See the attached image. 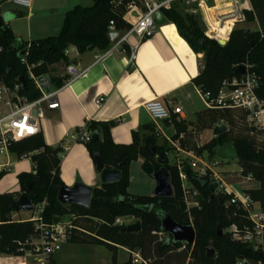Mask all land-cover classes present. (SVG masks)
<instances>
[{"label":"trees","instance_id":"16d2710c","mask_svg":"<svg viewBox=\"0 0 264 264\" xmlns=\"http://www.w3.org/2000/svg\"><path fill=\"white\" fill-rule=\"evenodd\" d=\"M249 2L252 10L244 12L245 23L256 22L258 30L236 28L224 46L205 38L196 18L181 8L164 13L167 23L175 25L191 51L195 55H203L199 73L191 80L200 93H208L215 98L222 81L237 76L236 68L248 64L260 78L258 96L264 100V0ZM110 21L115 22L117 30L122 29L123 23L111 11L108 0H98L88 7L75 6L65 14L58 35L21 42L16 46L13 32L0 17V85L13 87L20 84L19 80L23 78L26 84L20 90V95L28 102L36 100L39 94L28 80L26 66L20 59L24 58L27 65L33 66V76H48L52 66L68 64L64 56L68 48H75L79 54L93 50L106 51L110 47L107 38ZM124 51L129 55V48L124 47ZM22 52L24 54L19 56ZM62 85V80L55 83L57 88ZM170 125L174 129L170 142L197 157L206 154L214 158L219 147L233 143L238 152L241 177H250L258 185L257 189L245 190L244 193L253 203L264 207V130L251 127L244 111L205 108L196 114L194 123L177 121L172 117ZM216 125H224L227 131L203 145L199 144L201 132L213 130ZM115 126L116 122L89 121L82 129L101 136L83 144L92 161L97 154L105 168L115 169L119 166L121 172L118 183L93 189L87 209L61 205L56 198L57 189L64 186L59 173L62 157L66 153L65 141L49 147L44 144L42 136L37 135L11 147L10 153L18 160L23 155H30L33 172L17 176L19 192L0 195V255L20 256L17 252L20 246L29 250L26 241L34 232L33 224L26 220L15 221L12 216L18 212L11 210V204L25 193L34 206L45 203L42 218L46 224H57L66 216L71 218L68 241L72 244L102 246L111 252L123 248L129 253H139L144 259L142 264H146L145 261H149V264H169L170 255L173 254H176L180 264H237L240 259L264 264V253H254L248 245L233 238L235 233L242 236L252 230L253 224L248 214L239 204L231 203V196L221 197L223 205L217 201L218 197L210 200L208 188L200 187L188 166L185 168L187 183L198 193L197 208L187 211L176 162L166 167L173 190L172 198L130 195L131 164L142 160V167L147 166L156 172L160 169L156 163V153L167 154L168 148L164 144L157 145L154 128L149 126L146 130L148 134L141 139L134 135L132 144H114L110 130ZM76 143L81 144L78 140ZM6 174H0V181ZM205 181L210 185L208 179ZM27 183L31 184L29 189L26 188ZM163 215H169L180 225H192L196 234L194 245L174 243L170 236L158 242L157 236L164 234L161 230ZM120 218H132L135 223H140V231L122 233V227L115 226V221ZM232 227L236 232L231 231ZM208 248L214 250V256L207 255ZM112 263L117 264L114 253ZM125 264H131V261Z\"/></svg>","mask_w":264,"mask_h":264},{"label":"crops","instance_id":"0c3cea01","mask_svg":"<svg viewBox=\"0 0 264 264\" xmlns=\"http://www.w3.org/2000/svg\"><path fill=\"white\" fill-rule=\"evenodd\" d=\"M81 4L83 2L80 0H32L30 8L21 9L9 0H0V17L16 39L23 34L30 38L33 28L44 39L58 35L68 11L75 6L88 7ZM247 6L252 10L249 0ZM202 9L210 22L213 10ZM194 17L198 24L199 20L201 24L204 23L205 28L206 19L204 21L200 15ZM253 24L241 23L237 27ZM226 27L230 29L231 23H227ZM256 27L258 29L257 23ZM201 30L204 32L205 29ZM213 32V28H210L209 34L214 35ZM128 44L134 47L129 55L121 49L110 52L111 44L104 52L93 50L78 56L70 53L68 64L52 66L47 76L52 88L58 89L59 107L45 111L40 135L49 147L65 141L66 153L61 160L59 176L67 188H72L76 183L92 189L101 186L99 175L84 145L76 143V137L86 122H116V126L110 130L113 143L130 145L134 135L141 139L148 134V126L154 128L156 141L159 136H163V127L173 129L167 122L152 121L149 118L144 110V105L149 101L158 99L172 108H181L182 114L174 118L185 122H188L187 108L195 106L194 97L206 108L201 94L191 82L199 73L203 55H195L191 51L179 36L175 25L166 23L157 26L153 38L139 43L136 38L130 37ZM71 63L86 70V73L82 78L65 84L66 68ZM60 80L63 85L57 88L55 83ZM98 98H104L100 106L95 104ZM100 137L98 134V139ZM26 159L29 158H10L14 171L0 181V195L19 192L17 176L33 172L31 162H24ZM139 162L142 165V160L136 163ZM255 184L254 189H257L258 185ZM18 217L16 213L12 219L27 220ZM14 261L15 264L21 263L17 259ZM0 264L8 263L0 260Z\"/></svg>","mask_w":264,"mask_h":264},{"label":"built area","instance_id":"2783aa9c","mask_svg":"<svg viewBox=\"0 0 264 264\" xmlns=\"http://www.w3.org/2000/svg\"><path fill=\"white\" fill-rule=\"evenodd\" d=\"M11 4L21 8L28 9L32 0H9ZM94 4L98 0H87ZM248 0H108V5L112 12L117 14L123 23L122 29H116L114 21H110L107 26L109 34L122 33L119 41L111 44V51L129 48L131 52L134 47H130L128 40L130 37L136 38L140 43L154 37L157 29L155 17L157 14L164 16L165 12L174 8H181L185 13L191 16L200 15L205 21L204 10H213V17L210 22L206 19V29L203 32L205 38L216 41H222L225 44L229 40L231 32L237 28V25L245 23V11H251L247 6ZM209 2L212 5L208 6ZM165 18V17H164ZM231 23V28H226L227 23ZM210 28H213L214 35H210ZM263 37V36H262ZM70 53L78 56L75 48H68L64 56L68 57ZM20 62L26 66L28 80L33 85L39 97L28 102L20 95L21 84L7 87L0 85V174L7 173L11 167L10 158L13 156L10 149L13 145L40 135L41 122L46 110H56L59 107L58 89H53L50 79L47 76L35 77L31 73L32 65H27L24 58ZM244 74L227 78L222 81L220 89L215 98L206 94H201L206 109L225 110L240 109L247 114L248 124L256 130H264V100L258 96L260 89V78L252 72V66L246 64ZM86 73L73 63L66 68L67 80L65 84H70L75 80L82 78ZM104 102V98H98L95 101L97 106ZM144 110L152 121H162L171 123L172 117L182 114L181 108H172L159 101L158 99L147 102ZM157 134V133H156ZM91 133L82 131L76 137V141L81 144L90 142ZM181 137V136H180ZM169 143L175 147L179 154L176 160L179 178L184 194V202L189 212L190 208H197L198 202L195 199L198 196L187 183V174L185 172L188 166L196 179H208L209 184L215 185V195L218 198L231 196V203H237L248 214L253 228L250 232L238 235L234 234V240L240 241L254 253H264V207L253 203L244 193L243 189L237 191L233 186L226 184L221 175L216 171L219 164L203 161L202 157H197L193 153H187L178 148L177 144ZM30 155H23L20 159L29 158ZM243 178V177H241ZM248 182H254L250 177L243 178ZM191 200V201H190ZM190 201V202H189ZM45 203L37 206L33 205L32 215L26 221L33 224L34 232L27 239L26 245L29 250L20 246L18 253L20 256H8L19 260L20 264H51L50 257L59 252L62 245L69 240L70 222L64 224H46L43 221L42 213ZM257 207V209H255ZM116 223L122 227L120 220ZM131 224V223H130ZM236 232L235 227L231 228ZM237 264H263L261 262L251 263L245 259L238 260Z\"/></svg>","mask_w":264,"mask_h":264},{"label":"rangeland","instance_id":"374dc122","mask_svg":"<svg viewBox=\"0 0 264 264\" xmlns=\"http://www.w3.org/2000/svg\"><path fill=\"white\" fill-rule=\"evenodd\" d=\"M83 2L84 6H89L91 3L87 0H80ZM208 6L212 5L211 2L207 4ZM200 28L206 29V26L204 28V23L201 24L199 20ZM237 28H244L248 29L250 31H256L258 30L256 27V22L253 25L250 26H238ZM59 34V33H58ZM18 37L15 41V45L18 46L21 42H26L28 40L30 41H36L43 39L44 36H40V34L37 32L36 29H32L31 37L28 38L24 36ZM51 34H48L49 36ZM57 35V34H56ZM46 37V36H45ZM195 106L194 107H188L187 108V119L188 123H194L196 114L202 110H204L203 105L197 100L196 97H194ZM224 126V125H223ZM163 136H159L157 138V145H165L168 148V152L166 154L168 159V164H174L177 159H179V154L176 153L175 147H173L168 140L172 138L174 135V129L172 128H165L163 127ZM168 139L167 141L165 139ZM213 138V131L210 130H204L201 132L199 137V144L203 145L207 143L210 139ZM172 143V142H171ZM203 161L205 162H212L219 164V167L217 168V172L221 175V179L228 185L233 186L237 191L243 190V189H254L256 187L255 182H248L246 183L243 178H241L240 175V167L237 163V161H222L216 156L214 158H209L206 154L202 155ZM24 162H30L29 159H26ZM14 171V167H10L7 171V174L4 176L3 179H6L9 175H11ZM130 177H131V183L128 188V193L133 196H152L153 191L155 188V181L153 178L147 176L143 169L141 163H133L130 168ZM2 179V180H3ZM10 185V184H9ZM198 197V196H197ZM197 197L195 198L197 200ZM191 201V200H190ZM189 201V202H190ZM257 209V207H255ZM19 219H29L30 216L33 214L32 212L25 213L22 211L18 212ZM70 217L66 216L63 217L60 221L64 224H68L70 222ZM16 220V219H14ZM123 224L122 228L127 227L135 221L132 218H120L118 219ZM131 223V224H130ZM115 226L120 227L116 221ZM168 235H158L157 241L161 242L167 239ZM113 253L116 256V263L117 264H125L129 260L131 261V264H142L144 259L142 256L137 252L129 253L128 250L125 251V249L120 248L116 251H109L106 248L102 246H95V245H88V244H72L69 241L62 245L59 252L53 254L50 257L51 264H113L112 263V255ZM170 261L169 264H180L178 262L176 254L170 255ZM0 260L5 261L8 264H15V261L13 258L6 257L3 255H0ZM143 260V261H142ZM146 264H149V261H145Z\"/></svg>","mask_w":264,"mask_h":264},{"label":"water","instance_id":"95a60500","mask_svg":"<svg viewBox=\"0 0 264 264\" xmlns=\"http://www.w3.org/2000/svg\"><path fill=\"white\" fill-rule=\"evenodd\" d=\"M155 23L157 26H162L167 23V20L162 16V14H157L155 17ZM122 37V33H114L109 34L107 36L109 44H114L119 41ZM220 46H224L225 43L220 41L218 42ZM22 52L19 56L23 55ZM236 75L244 74V67H238L235 70ZM21 87H25V80L21 78L19 80ZM213 138H216L222 134H224L227 129L223 125H216L213 128ZM98 138L97 132H94L91 136V140L95 141ZM152 152H155L151 149ZM215 156L222 161H237L238 160V152L235 145L231 142L223 144L215 151ZM93 163L95 166V170L99 175V180L101 185H109L118 183L121 180V172L119 170V166L115 169H107L104 167L99 155L93 156ZM156 163L160 166V169L154 172L151 168L147 166H143L142 169L144 173L153 178L155 181V188L153 191V197L161 198V199H170L173 196V190L169 182V175L167 173L166 167L168 166V159L166 153L157 152L156 153ZM197 183L203 189L205 187L208 188V192L210 195V200L216 198L215 195V185L210 184L207 185V182L202 179H197ZM30 183L26 184V188H30ZM93 189L90 187H86L81 183H76L72 188H67L65 186L59 187L57 189V201L61 205H72L78 206L80 208L87 209L89 207L91 198H92ZM217 201L223 205L224 201L222 198H217ZM33 209V204L30 201L27 194H22L19 198L11 204V210L13 212H25L29 213ZM161 230L164 234L170 236L174 243H179L182 245L193 246L196 239L195 230L192 225L183 226L176 223L169 215H163L161 218ZM140 231V223H135L129 225L127 227L122 228V233L134 234ZM214 250L212 248L207 249V255L209 257L214 256Z\"/></svg>","mask_w":264,"mask_h":264},{"label":"flooded vegetation","instance_id":"af4514ba","mask_svg":"<svg viewBox=\"0 0 264 264\" xmlns=\"http://www.w3.org/2000/svg\"><path fill=\"white\" fill-rule=\"evenodd\" d=\"M133 224H135L134 222H133ZM132 225V224H131Z\"/></svg>","mask_w":264,"mask_h":264},{"label":"bare ground","instance_id":"6f19581e","mask_svg":"<svg viewBox=\"0 0 264 264\" xmlns=\"http://www.w3.org/2000/svg\"><path fill=\"white\" fill-rule=\"evenodd\" d=\"M203 7V6H202ZM74 157V156H73Z\"/></svg>","mask_w":264,"mask_h":264}]
</instances>
